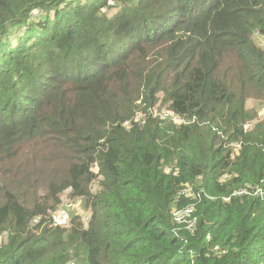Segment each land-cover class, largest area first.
I'll list each match as a JSON object with an SVG mask.
<instances>
[{
  "label": "trees",
  "instance_id": "trees-1",
  "mask_svg": "<svg viewBox=\"0 0 264 264\" xmlns=\"http://www.w3.org/2000/svg\"><path fill=\"white\" fill-rule=\"evenodd\" d=\"M256 31L264 0H0V264H264V197L236 194L264 187ZM46 176L80 212L14 191Z\"/></svg>",
  "mask_w": 264,
  "mask_h": 264
},
{
  "label": "rangeland",
  "instance_id": "rangeland-1",
  "mask_svg": "<svg viewBox=\"0 0 264 264\" xmlns=\"http://www.w3.org/2000/svg\"><path fill=\"white\" fill-rule=\"evenodd\" d=\"M113 7V6H112ZM113 11L115 10V7L112 9ZM252 40L254 41V44L256 47H258L261 51H264V33L256 31L253 36ZM241 63H237V57L234 53L229 52L225 53L223 52L221 54V58L219 60V69L218 72L221 73L223 78L226 80L227 84L230 86L231 89L235 91H239V82L241 80H244L245 77L244 75H241L242 73V67ZM247 95L249 99L246 101L245 105L247 107V110L251 112H256L254 109L257 110L256 113H258V116H261V113L264 111V94L259 95V99L255 98L254 95H256L253 92H247ZM161 100V98H160ZM159 100V101H160ZM167 105V104H166ZM166 105L162 106L159 105V102L155 104L154 108L151 109V114L153 116H160L162 119H169L170 121L178 123V115L172 113L171 111L166 109ZM250 124V123H249ZM34 142H32L33 144ZM37 143H35L33 146L28 143L24 144V148L30 149L29 151L32 152V150L36 147H38ZM47 147V145H46ZM28 149L22 150L23 153L25 154ZM48 151L52 152L54 151L52 148L43 150V153H47ZM29 152V153H30ZM44 159V158H42ZM29 160L33 161L35 160V157L32 156L29 158ZM64 161L62 159H59L58 157L56 158L55 162H48L43 164L42 166L44 168H51L52 169V175L54 179H58L62 174L61 170L63 167ZM10 162H6V166H3L1 172L7 174L10 171ZM49 178V176L40 178V177H26L25 181L23 182H17L16 187L14 191L20 192V193H33L36 192V196L34 198L27 197L30 199V203L35 200L40 203H46L48 204L49 202L58 199L60 200V206L56 209L55 213L57 212L56 218L57 220L62 219L63 221H66L69 215L75 213V212H80L81 209V200L79 198L73 197L75 199H70L69 189H64L59 193H54L51 189L49 188H43L40 189L39 187L43 186V184H47V181H43L44 179ZM10 180L16 181L15 178H10ZM4 185L8 186L6 179L3 180ZM58 183V182H57ZM59 184V183H58ZM60 185H57L59 187ZM186 188V189H185ZM184 189L186 193H193L194 188L189 185L186 186ZM183 189V190H184ZM60 214H64V216H60ZM187 216H184V222L185 223H190L191 220L187 219Z\"/></svg>",
  "mask_w": 264,
  "mask_h": 264
},
{
  "label": "built area",
  "instance_id": "built-area-1",
  "mask_svg": "<svg viewBox=\"0 0 264 264\" xmlns=\"http://www.w3.org/2000/svg\"><path fill=\"white\" fill-rule=\"evenodd\" d=\"M136 116H138V115H136ZM178 121H181V118L178 117ZM185 189L183 191H185ZM243 193L250 194V195H256V196H259V197L263 198L264 197V187H261V186H258V187L250 186L248 189L242 188V189L236 191V194H243ZM192 210H193V204H190V205L186 206L185 208H183L181 210L175 211L173 213L174 219L176 221H178V222L185 223L184 222V220H185L184 216L188 215L187 216V219H188V217H190V214H191ZM60 216L62 217V216H64V214H60ZM59 220H57V221H59ZM57 221H55V223ZM192 222H193V219L191 220V222L189 224L186 223L187 226L190 227Z\"/></svg>",
  "mask_w": 264,
  "mask_h": 264
}]
</instances>
